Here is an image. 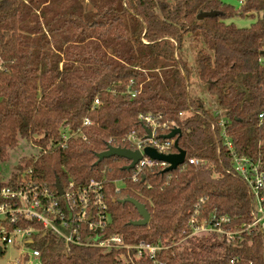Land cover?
<instances>
[{"label": "trees", "instance_id": "obj_1", "mask_svg": "<svg viewBox=\"0 0 264 264\" xmlns=\"http://www.w3.org/2000/svg\"><path fill=\"white\" fill-rule=\"evenodd\" d=\"M236 16L255 21L238 27L228 22ZM187 40L196 47L193 66L184 53ZM194 72L207 100L190 93ZM148 114L181 129L179 146L188 159L198 157L197 166L188 159L170 172L153 166L133 182L126 158L97 164L109 145L131 148L123 138L132 131L144 138L140 115ZM260 114L264 0H240L238 7L227 0H0V162L21 139L38 145L40 152L22 157L14 176L31 168L53 191L57 180L64 188L103 180L112 216L108 234L163 246L154 257L67 246L34 222L39 230L29 247L40 251L41 264H264V230L248 228L254 198L234 170L219 123L223 117L238 155L260 161L264 170ZM85 119L91 121L83 127L86 138L54 146L64 126L77 129ZM116 180L128 187L118 192ZM7 183L0 170V185ZM130 196L148 208V225L130 224L141 218L133 204L120 201ZM213 214L230 218L224 227L239 231L233 240L220 233L186 238L192 216Z\"/></svg>", "mask_w": 264, "mask_h": 264}, {"label": "built area", "instance_id": "obj_2", "mask_svg": "<svg viewBox=\"0 0 264 264\" xmlns=\"http://www.w3.org/2000/svg\"><path fill=\"white\" fill-rule=\"evenodd\" d=\"M129 92L133 97L138 93L133 89ZM95 104H100L98 98L95 99ZM218 113L220 114V111ZM184 114H182L183 117H185ZM263 117L264 114H260L262 120ZM140 118L151 130V137L146 132L145 137L141 138L135 131H132L123 138V141L132 144L130 149L140 150L143 155L131 169L133 182L141 180L145 168L161 166L165 169L169 166V163L165 161L146 155L144 153L146 147H153L165 154L177 152V149L173 150L176 137L172 139L157 137L159 131L167 130L170 133L176 128L173 122L162 123L158 117L151 114L140 115ZM219 123L222 127L225 145L233 157L234 170L247 183L254 198L252 210L254 222L248 228L259 224L264 230V170L261 168L260 161L238 155L231 138L226 133L223 117ZM90 124L91 121L85 119L83 126L77 129L64 126L60 132V139L54 146L66 148L71 139L78 136L86 138L83 127ZM187 159L186 156V161ZM188 162L190 165L197 166L199 159L193 156L188 159ZM115 186L118 192L128 187L124 180H116ZM134 191L142 195L139 190ZM229 221V217L216 214L204 219H199L194 215L189 221L190 232L186 238L202 233H220L226 235L228 241H231L239 231L226 230L224 225ZM34 222L40 224L43 229L51 230L61 236L67 246L84 245L107 250H135L137 257H142L147 253L154 257L158 251L163 249V246L151 244L145 240L133 245L127 243L123 235L119 233L108 234L112 216L103 180L91 179L84 185H77L72 181L64 188V193L59 194L58 190L53 191L46 182L36 180L33 170L29 168L21 175L14 176L7 184L0 185V248L3 253L9 246H18L26 261L32 258L39 259L41 253L38 249L24 250V247H29V244L33 242L34 235L39 230L33 224ZM129 255L131 258L130 252ZM16 263L22 264V259H17Z\"/></svg>", "mask_w": 264, "mask_h": 264}, {"label": "rangeland", "instance_id": "obj_3", "mask_svg": "<svg viewBox=\"0 0 264 264\" xmlns=\"http://www.w3.org/2000/svg\"><path fill=\"white\" fill-rule=\"evenodd\" d=\"M235 4L237 7L240 6V0H227ZM255 21V19L251 16H236L230 20L229 23H235L238 27H249ZM185 57L187 58L188 63L193 66L194 57L196 54L195 44L191 43V41L187 40L185 43ZM193 78L191 79L190 85V93L192 96L200 97L202 99L207 100L209 98L208 93L205 90V87L200 83L198 77L195 72L193 73ZM186 113L184 116H188ZM40 152V147L36 144H32L24 139L20 140V145L13 151H11L10 158L6 162H0V170L5 176V180L9 182L15 172L18 171L19 161L22 157L38 154ZM30 247H24V250H29ZM23 252L21 248L18 246H9L6 248L4 253L0 256V264H17V259H22V264H37L38 258H32L30 261H26L23 259Z\"/></svg>", "mask_w": 264, "mask_h": 264}, {"label": "water", "instance_id": "obj_4", "mask_svg": "<svg viewBox=\"0 0 264 264\" xmlns=\"http://www.w3.org/2000/svg\"><path fill=\"white\" fill-rule=\"evenodd\" d=\"M147 133H148V136L151 137L152 132L148 128H147ZM179 134H181V129L176 127L170 133L166 134L164 138L172 139V138H175ZM175 147L177 149V152L165 154V153H160L155 148L148 146L145 148L144 153L150 156L151 158L169 163V166L166 167L164 171L170 172V171L176 170L180 165L184 164L186 161L187 152L186 150L182 149L179 146V142L177 139L175 140ZM112 156H119V157L126 158L130 162L129 165L127 166V169L131 170L133 167H135V165L142 158L143 155L140 150H132L127 147L109 145L107 150L98 154L97 164L103 159L110 158ZM56 187H57L59 194L64 193V188L59 180H57L56 182ZM120 201L122 203L133 204L139 212V215L141 218L139 220L130 222L131 225H134V226L148 225L150 218H151V214L144 203L140 202L139 200L131 196L121 199ZM2 254H3V251L0 248V256Z\"/></svg>", "mask_w": 264, "mask_h": 264}, {"label": "crops", "instance_id": "obj_5", "mask_svg": "<svg viewBox=\"0 0 264 264\" xmlns=\"http://www.w3.org/2000/svg\"><path fill=\"white\" fill-rule=\"evenodd\" d=\"M37 260H38V261H37L36 263H37V264H41L40 261H39V259H37ZM30 262H31V261H30Z\"/></svg>", "mask_w": 264, "mask_h": 264}]
</instances>
